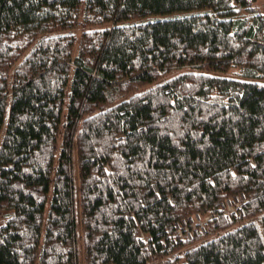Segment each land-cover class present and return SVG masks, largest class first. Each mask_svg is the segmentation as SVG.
Listing matches in <instances>:
<instances>
[{"label":"trees","instance_id":"trees-1","mask_svg":"<svg viewBox=\"0 0 264 264\" xmlns=\"http://www.w3.org/2000/svg\"><path fill=\"white\" fill-rule=\"evenodd\" d=\"M79 251L264 264L256 0H0V264Z\"/></svg>","mask_w":264,"mask_h":264},{"label":"built area","instance_id":"built-area-1","mask_svg":"<svg viewBox=\"0 0 264 264\" xmlns=\"http://www.w3.org/2000/svg\"><path fill=\"white\" fill-rule=\"evenodd\" d=\"M244 202V198L242 197L241 201L238 199H234L233 201L228 200L226 204L223 205V212L228 214L229 212H235L236 210L241 209V204ZM227 209H226V208ZM208 216L204 218H200L198 215L195 216V219H190L189 222L182 221V225H176V234L181 240H184L186 237H190L192 233H196L198 230L203 229L205 222L208 220ZM180 226V227H179ZM163 243V242H162ZM159 264V263H154Z\"/></svg>","mask_w":264,"mask_h":264},{"label":"rangeland","instance_id":"rangeland-1","mask_svg":"<svg viewBox=\"0 0 264 264\" xmlns=\"http://www.w3.org/2000/svg\"><path fill=\"white\" fill-rule=\"evenodd\" d=\"M256 5H257V7H258V10L260 11V12H262V13H264V0H256ZM75 32H76V34H77V36L79 35V32H80V30L79 29H75ZM78 42V38L76 39V43ZM179 71V69H175V70H173L172 71V74H175L176 72H178ZM170 74H171V72H170ZM226 208V207H225ZM227 209V208H226ZM45 212H46V210H45ZM196 216V215H195ZM193 219V218H192ZM194 219H195V217H194ZM177 225H178V223H177ZM180 225H182V222L180 223ZM180 227V226H179ZM181 227H183V225L181 226ZM178 228V227H177ZM177 230V229H176ZM42 233H43V229H42V231H41ZM75 244H78V245H80V241L77 239V241H76V243ZM77 245V246H78ZM81 262V254H80V251L78 252V255H77V264H82V263H80ZM160 264V263H159Z\"/></svg>","mask_w":264,"mask_h":264}]
</instances>
